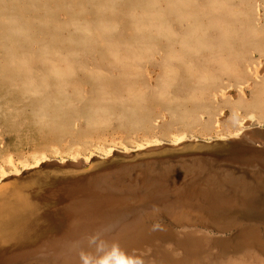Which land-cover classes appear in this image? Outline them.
Instances as JSON below:
<instances>
[{"label":"rangeland","instance_id":"1","mask_svg":"<svg viewBox=\"0 0 264 264\" xmlns=\"http://www.w3.org/2000/svg\"><path fill=\"white\" fill-rule=\"evenodd\" d=\"M62 2L41 0L39 6L43 8L47 4L59 9L56 19H62L65 15ZM229 7L233 15L228 18V34L217 38L218 34L212 33L211 51L188 54L179 63L165 65V56L158 55L138 66L118 65L102 43L76 49L80 56L72 85L86 95L78 110L85 112L104 91L119 97L127 88L134 87L144 93L146 103L132 128L115 125L73 137L40 133L31 123L32 112L40 101L15 91L8 78L0 80V174L4 168L5 173L17 171L22 169L20 162H28L30 166L45 157L44 165L49 168L45 171L49 172L67 166L88 171L97 164L111 163L121 157L134 176L143 168L154 172L173 170L176 174L182 168L187 175L178 177L185 180L191 176L189 171L199 172L203 168L205 172L217 173L228 188L232 183L227 182V175L245 178L258 192L255 200L258 209H264V164L259 160L242 162L239 157L232 160L229 157L232 148H226V144L233 143L238 151L247 152L249 148L264 156L257 152L264 151V0H229ZM42 17L43 12L32 14L33 21ZM33 27L37 41H51L55 37L56 47L64 50L73 47L51 29L42 28L39 23H33ZM22 47L28 49L26 45ZM161 51L165 52L163 47ZM220 64H226L229 71L221 73ZM166 73L170 75L171 94L176 101L172 105L155 98ZM209 75L213 77L211 81L207 79ZM192 100L200 103L193 105L189 103ZM177 106L197 113L185 122L173 121L170 112ZM138 143L141 146L137 147ZM149 144L153 145L146 146ZM101 148L117 150L115 155H106ZM79 155V159H73ZM12 163L19 167L11 168ZM15 177L20 178L21 174ZM261 210L250 217L235 216V222L223 228H211V235L219 241L214 249L219 250L223 240L229 245L226 254L234 253L232 241L245 224L256 226L264 238ZM158 221L165 223V218Z\"/></svg>","mask_w":264,"mask_h":264},{"label":"bare ground","instance_id":"2","mask_svg":"<svg viewBox=\"0 0 264 264\" xmlns=\"http://www.w3.org/2000/svg\"><path fill=\"white\" fill-rule=\"evenodd\" d=\"M226 148H232V160L264 164V156L249 148ZM101 149L106 155L117 150ZM46 160L1 170L0 264H81L80 252L89 250L94 238L118 245L144 264H264V238L256 226H240L232 241L234 253L226 254L229 245L223 240L214 249L219 241L211 228L261 210L258 192L245 178L227 175L233 184L229 189L217 173L203 168L189 171L184 180L178 177L185 174L182 168L178 174L143 168L134 176L121 157L88 171L69 166L45 171ZM13 163L11 168L19 167ZM160 217L165 223L158 224Z\"/></svg>","mask_w":264,"mask_h":264},{"label":"clouds","instance_id":"3","mask_svg":"<svg viewBox=\"0 0 264 264\" xmlns=\"http://www.w3.org/2000/svg\"><path fill=\"white\" fill-rule=\"evenodd\" d=\"M41 0H0V80L8 78L15 91L39 100L31 115L32 127L43 134L73 137L99 132L115 125L135 127L146 103L144 93L134 87L119 97L104 91L85 112L78 108L86 95L73 88L80 52L102 43L118 65L144 63L164 55L165 65L182 62L186 55L211 51V34L227 35L233 15L229 0H63L62 19ZM43 12L33 21L32 14ZM33 23L51 29L73 46L64 50L51 41L35 39ZM23 45L28 46L26 50ZM166 52H162L161 48ZM35 49L34 51L31 49ZM219 71L227 73L226 64ZM208 81L213 77L208 76ZM170 75L165 74L156 90L161 103L175 104ZM189 103H200L192 100ZM119 109V111L117 110ZM197 111L177 106L171 119L185 122ZM81 264H144L118 245L95 238L89 250L80 252Z\"/></svg>","mask_w":264,"mask_h":264},{"label":"water","instance_id":"4","mask_svg":"<svg viewBox=\"0 0 264 264\" xmlns=\"http://www.w3.org/2000/svg\"><path fill=\"white\" fill-rule=\"evenodd\" d=\"M231 145H233V143H230V144H226V146L227 147H229V146H231ZM234 146V145H233ZM257 151V150H256ZM257 152H259V153H264V151L263 150H258Z\"/></svg>","mask_w":264,"mask_h":264}]
</instances>
